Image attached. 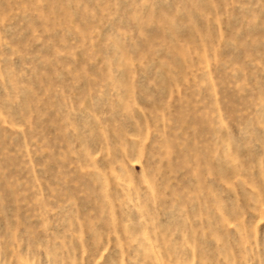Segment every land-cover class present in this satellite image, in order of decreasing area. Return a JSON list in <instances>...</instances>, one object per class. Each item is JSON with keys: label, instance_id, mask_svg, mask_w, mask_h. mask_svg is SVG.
<instances>
[{"label": "rangeland", "instance_id": "obj_1", "mask_svg": "<svg viewBox=\"0 0 264 264\" xmlns=\"http://www.w3.org/2000/svg\"><path fill=\"white\" fill-rule=\"evenodd\" d=\"M0 264H264V0H0Z\"/></svg>", "mask_w": 264, "mask_h": 264}]
</instances>
